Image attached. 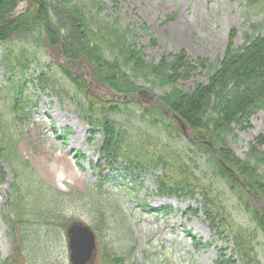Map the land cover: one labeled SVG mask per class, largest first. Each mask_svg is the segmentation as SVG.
I'll list each match as a JSON object with an SVG mask.
<instances>
[{
    "label": "trees",
    "instance_id": "1",
    "mask_svg": "<svg viewBox=\"0 0 264 264\" xmlns=\"http://www.w3.org/2000/svg\"><path fill=\"white\" fill-rule=\"evenodd\" d=\"M240 1L246 13L253 12L261 19L246 20L247 29L239 44L234 42L238 29H232L221 60L209 63L200 58L193 64L184 52L171 54V59L163 56L158 63L148 61L130 40L131 30L121 27L113 14L102 15L108 9L104 0H0V66L10 80L19 78L23 88L9 89L0 117L4 120L2 114L9 112L13 122H22L31 104L24 91L27 84L36 82L41 90L59 89L62 84L58 71L75 93L63 86L60 91L85 124L103 134L98 151L113 171L123 170L127 176L152 173L159 195L196 201L213 234L233 244L232 256L220 251L218 264H264V246L260 248L257 237V232L264 236V154L259 149L264 136L249 145L247 159L240 158L228 140L235 126H249L250 118L264 109V0ZM113 2L116 9L120 0ZM23 3L25 7L18 12ZM61 41L72 68L59 60ZM46 48L58 52L57 70L42 62L39 53ZM79 65H89L95 83L118 95L142 88L150 92L166 90L156 94L161 103L145 104L140 97L126 102L108 101L89 89L88 81L76 72ZM31 66L40 73L27 79ZM198 69L206 71L207 83L182 87L180 81L189 79ZM140 80L151 86L141 85ZM162 105L186 122L191 137L187 140L192 147H177L185 136L177 121L165 115ZM7 121L1 123L0 118V184L7 181V164L14 173L7 217L21 234L14 240V254L0 256V264H21L24 251L34 241L29 234L33 229L29 227L33 224L31 215L39 217L26 206L27 189L23 187L31 176L17 155L11 123ZM103 185L100 181L94 191L104 197L92 194L89 198L96 219L102 218L110 227L116 216L110 212L112 198L108 190H102ZM224 189L255 230L234 218ZM36 190L44 193L41 188ZM46 191L44 194L57 206L50 209L45 221L37 222L67 228L71 218L64 219L66 212L58 204L67 205L71 194L55 188ZM200 245L208 246L202 242ZM132 253L126 255L99 242L95 264H135Z\"/></svg>",
    "mask_w": 264,
    "mask_h": 264
},
{
    "label": "rangeland",
    "instance_id": "2",
    "mask_svg": "<svg viewBox=\"0 0 264 264\" xmlns=\"http://www.w3.org/2000/svg\"><path fill=\"white\" fill-rule=\"evenodd\" d=\"M104 1L108 9L102 15L113 14L121 27L131 30L130 40L153 63H158L163 56L171 59V54L181 52L193 64L200 58L209 63L217 62L223 58L233 28L238 29L234 42L239 44L247 29L246 20L261 19L253 12L246 13L240 0H120L116 9H113V0ZM2 50L0 48V56ZM56 54L54 49L46 48L39 56L43 63L52 64L56 69ZM56 72L62 86L74 94L67 79ZM39 73L37 67L31 66L27 79L36 78ZM8 76L0 66V114L9 89H23L19 78L10 80ZM207 80L206 71L198 69L189 79L181 80L180 85L188 89L198 83H207ZM139 83L151 86L144 80ZM33 84H27L24 90L31 102L27 109L29 115L19 123L12 121L9 112L2 114L4 120L0 117L1 123L7 119V123H11L17 155L26 163V173L31 176L23 187L27 189L26 206L30 212L42 217L31 215L33 224L29 227L33 229L29 234L34 241L24 251L21 264H70L67 228L37 222L45 221L50 209L57 206L46 196V188L71 194L67 205L58 204L60 210L66 212L64 219L70 217V222L83 220L95 230L97 228L98 243L108 248L126 255L133 250L135 264H216L220 251L232 256V242L213 234L196 201L159 195L152 173L127 176L123 170L113 171L98 151L103 134L85 124L75 106L60 91L62 86L41 90L36 82ZM165 90L157 88L153 92L161 94ZM98 92L107 98V91L100 89ZM260 136H264V109L250 118L249 126H235L234 134L228 136V140L235 153L247 159L249 145L256 143ZM177 147L187 149L192 146L183 137ZM259 149L264 154V143ZM5 165L7 181L0 184L2 257L14 254V240L21 234L17 226L12 228L7 217L9 185L14 180V173L9 165ZM100 181L104 183L102 190H108L111 195L110 212L116 216L110 227L102 218L96 219L89 198L92 194L96 198L104 197L94 191ZM224 193L234 218L255 230L254 224L241 212L226 189ZM257 235L262 244L260 248H263L264 236L261 232ZM201 242L208 246L202 247Z\"/></svg>",
    "mask_w": 264,
    "mask_h": 264
},
{
    "label": "water",
    "instance_id": "3",
    "mask_svg": "<svg viewBox=\"0 0 264 264\" xmlns=\"http://www.w3.org/2000/svg\"><path fill=\"white\" fill-rule=\"evenodd\" d=\"M63 45L64 42L61 43V49H60V57L64 62L72 66V61L65 57L63 54ZM83 76L86 77L89 83V88L91 90H100L102 88L101 86L95 85L93 75L90 71L82 72ZM106 91V90H105ZM109 100H115V101H128L131 100L138 95H140L144 102L148 103L151 100H157L154 95L150 94V92L147 89L139 90L138 92H135L133 94H128L124 96H115L112 94V92L107 91ZM160 102V101H159ZM164 112L167 116H170L174 118L180 125L183 133L189 137L187 132V124L182 120L180 116L177 114H174L170 111L169 108L165 107L163 105ZM239 179V177L237 176ZM253 194V193H252ZM253 196L256 198V196L253 194ZM262 204L264 205V200L262 201ZM67 237H68V245H69V252H70V263L71 264H93L96 258L97 253V240H96V234L94 230L87 225L85 222L81 220H75L72 221L68 228H67Z\"/></svg>",
    "mask_w": 264,
    "mask_h": 264
}]
</instances>
